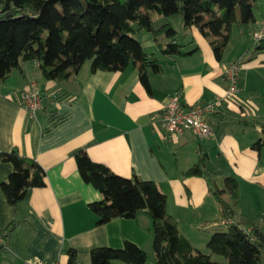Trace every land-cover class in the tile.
I'll use <instances>...</instances> for the list:
<instances>
[{"label":"crops","instance_id":"obj_1","mask_svg":"<svg viewBox=\"0 0 264 264\" xmlns=\"http://www.w3.org/2000/svg\"><path fill=\"white\" fill-rule=\"evenodd\" d=\"M253 24L248 30L243 29L247 25L238 26L241 39L246 30L248 35L257 32L264 36L262 26L256 20ZM187 30L190 39L186 43L176 40L183 52L194 50L184 57L163 56L151 33L144 36L145 46L139 36L144 50L150 49L147 53L162 69L159 74L147 71L149 93L134 64L123 71L91 72L90 61H86L76 74L57 82L44 80L36 62L22 61L21 71L12 70L0 82V152L15 148L45 172L44 186L28 190L14 210L0 191V231L12 220L17 223L0 249V264L31 260L67 264L69 248L76 251L77 264H91L93 248H120L125 240L139 246L154 264L152 224L146 213L96 225L88 204L99 201L101 194L81 179L74 161L78 152H85L117 175L154 182L166 196V213L176 221L179 234L194 249L224 261L210 253L206 243L212 233L226 231L230 223L222 219L207 181L183 173L205 154V166L216 175L215 183L220 175L222 181L226 176L236 178L227 174L231 167L249 184L262 186L264 146L258 154L250 146L262 137L258 125L264 124V54L256 53L244 61L242 52L248 46L243 39L241 52L231 58L223 53L218 61L198 30ZM232 35L231 31L228 42ZM158 42L166 40L159 38ZM234 60L241 65L239 91L225 98L218 113L207 118L210 135L199 141L186 131L178 139L163 138L161 116L167 95L178 94L186 105L213 101L226 88L222 66ZM30 81L42 86L44 98L42 110L33 117L20 105ZM248 123L254 126L250 136L245 134ZM11 169L9 163L0 161V183Z\"/></svg>","mask_w":264,"mask_h":264},{"label":"trees","instance_id":"obj_2","mask_svg":"<svg viewBox=\"0 0 264 264\" xmlns=\"http://www.w3.org/2000/svg\"><path fill=\"white\" fill-rule=\"evenodd\" d=\"M257 3L258 0H0V82L12 70L21 71L22 61L36 62L44 80L57 82L76 74L86 61H90L91 72L123 71L134 64L141 85L149 93L147 71L159 74L162 69L158 60L144 50L138 38L141 30L151 33L163 56L184 57L194 51L183 52L176 42L177 31L162 21L153 24L150 12L161 20L180 15L183 27L196 28L220 61L232 26L254 23ZM159 38L166 42H158ZM256 53L264 54V36L256 40L250 56L244 54V61ZM258 127L262 137L250 146L257 154L264 146V124ZM0 161L12 168L0 183V191L14 210L28 190L44 186L45 172L34 159L21 156L15 148L0 152ZM74 161L81 179L101 194L99 201L88 204L96 225L116 218L132 219L139 212L150 217L154 264L261 263L264 233L256 226L243 229L233 222L239 196L237 179L226 176L224 187L218 188L205 166V154H200L183 176L206 177L222 219L230 223L226 231L212 233L206 243L210 253L222 256L223 262L194 249L179 234L176 221L166 213V196L154 182L136 175H117L85 152L76 153ZM16 224L12 220L0 231V249ZM66 254L67 264H77L74 249H67ZM148 260L145 251L127 240L120 248L96 247L90 251L91 264H147Z\"/></svg>","mask_w":264,"mask_h":264},{"label":"built area","instance_id":"obj_3","mask_svg":"<svg viewBox=\"0 0 264 264\" xmlns=\"http://www.w3.org/2000/svg\"><path fill=\"white\" fill-rule=\"evenodd\" d=\"M254 40L259 39V33L252 34ZM241 65L238 61H231L222 66V80L226 84L224 94L217 96L206 104H184L178 94H168L162 109L161 131L162 137L178 139L184 132H191L201 141L211 133L207 118L218 113L225 98L236 95L239 91ZM43 88L37 81H30L22 92L20 105L33 117L43 108ZM25 264H47L39 260L27 261ZM50 264H59L53 262Z\"/></svg>","mask_w":264,"mask_h":264},{"label":"rangeland","instance_id":"obj_4","mask_svg":"<svg viewBox=\"0 0 264 264\" xmlns=\"http://www.w3.org/2000/svg\"><path fill=\"white\" fill-rule=\"evenodd\" d=\"M254 14H255V20L258 24L262 26V29L264 30V0H258L257 7L254 9ZM150 15L153 20V24L158 25L162 21V23H168L173 29L177 31V42L178 43H186L190 39V30H187L183 27L182 24V18L180 15H174L170 17L167 20H161L163 18H159L157 16H154L155 14L153 12H150ZM254 25L253 23L250 25H245L243 29H247ZM239 28L237 25L232 26L231 31H232V41L228 42L227 46L225 47L223 53L224 55L226 54L227 57L233 56L236 52L240 51L241 47V42L243 39H245V42L247 43L248 48L242 52L243 54H246L247 56L251 55V52L253 50V46L256 42L254 38L252 37L251 34L248 35V32L246 30L245 37L241 39L239 33ZM144 30H141L140 34L138 35V38L140 36V39L142 40V44L145 46L146 42H144V36L148 35ZM144 42V43H143ZM152 42V41H150ZM146 52H150L149 48H145ZM247 51V52H246ZM241 52V51H240ZM158 55V54H157ZM159 56V55H158ZM244 56V55H243ZM231 62V61H230ZM241 78V76H240ZM247 112L251 113L250 109H247ZM248 127L246 128V133L248 136L250 134H254L253 130V124L248 123ZM244 127V125L242 126ZM259 156V155H258ZM227 174L230 175H235V177L238 180L239 184V196L237 199V203L235 206V221L238 223V225L244 229H248L251 226H256L258 227L263 233H264V188L261 185H256L254 183L249 184V181H246L244 177H241L239 175H236V171L233 170L231 167H227ZM216 175H213L212 177L215 178ZM221 175L218 176L216 179V183L218 184L219 187L223 188L224 184L223 181L220 179ZM260 177V176H259ZM207 181L206 177H202ZM256 175L254 176V180H256ZM188 194V193H187ZM212 195V194H211ZM213 197V195H212ZM219 218V217H217ZM202 224L201 223L199 229H202ZM207 227V226H204ZM215 257H221L222 256L213 254ZM150 264V261L148 260V263ZM261 264H264V255L262 258Z\"/></svg>","mask_w":264,"mask_h":264},{"label":"water","instance_id":"obj_5","mask_svg":"<svg viewBox=\"0 0 264 264\" xmlns=\"http://www.w3.org/2000/svg\"><path fill=\"white\" fill-rule=\"evenodd\" d=\"M219 119H221V117H219Z\"/></svg>","mask_w":264,"mask_h":264}]
</instances>
